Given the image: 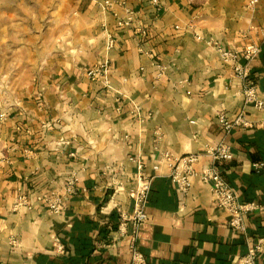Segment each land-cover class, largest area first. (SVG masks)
<instances>
[{
    "label": "crops",
    "instance_id": "crops-1",
    "mask_svg": "<svg viewBox=\"0 0 264 264\" xmlns=\"http://www.w3.org/2000/svg\"><path fill=\"white\" fill-rule=\"evenodd\" d=\"M106 2H124L136 21L118 28L123 14ZM248 4L41 0L46 20L60 17L53 45L45 31L49 45L39 55L35 46L21 53L1 43L34 39L36 30H8L21 18L6 14L9 2L0 0V264H129L131 224L125 237L118 227L132 215L137 177L149 175L164 152L215 148L223 139L220 114H243L251 128L226 137L233 160L215 167L240 203L264 208V171L252 169L264 165V114L244 106L240 82L219 57L258 45L250 76L264 100V0ZM104 60L105 81L90 82L85 71ZM210 164L201 158L195 170ZM165 173L151 185L137 244L145 264H237L259 240L256 264H264V211L247 217L244 234L234 233L209 186L193 180L183 194ZM71 178L75 194L64 198L61 214H50L46 201ZM22 197L27 207L16 206Z\"/></svg>",
    "mask_w": 264,
    "mask_h": 264
},
{
    "label": "built area",
    "instance_id": "built-area-1",
    "mask_svg": "<svg viewBox=\"0 0 264 264\" xmlns=\"http://www.w3.org/2000/svg\"><path fill=\"white\" fill-rule=\"evenodd\" d=\"M143 1L136 0L137 3ZM147 1L154 8H157L159 5V0ZM248 2V6L252 7L255 5L256 0H248ZM111 7L120 9L123 14L122 18L116 19L118 28H129L136 21L137 13L128 8L124 2L105 3L106 9H111ZM115 16L118 17L116 14ZM113 40L109 37L108 47H113ZM262 44H264V35ZM259 54L260 47L249 44L241 52H219V57L222 62L230 64L234 78L240 82L244 106L252 107L264 114V100L260 99L257 88L250 76V65ZM109 70V62L104 60L86 70L85 76L93 83L104 82ZM217 124L223 135V139L218 142L215 148H207L202 155L188 154L181 157H175L168 152H164L161 154L160 160L151 166V173L149 175L145 176L140 173L137 177L134 190L130 194V198L133 201L132 215L130 218L122 216L118 227L120 237H125L128 234L127 224H131L128 245L130 252L129 264H145L143 256L137 249V244L140 233L147 222L146 209L151 185L155 179L162 176V169L166 171L165 177L183 194L189 191L193 180H198L201 184L209 186L214 206L228 216V227L234 233L244 234L247 217L255 212L264 211V208L255 203H240L236 192L220 177L215 167L217 162L233 160L231 150L225 143L226 137L234 129H250L251 125L246 121V117L243 114H239L232 120L220 114L217 117ZM204 157L209 159L211 164L204 167L200 172H197L195 166ZM252 169L259 174L264 171V165L253 164ZM76 184V179L71 178L63 188L62 194L51 195L46 201L50 214L59 215L62 213L64 198L75 194ZM16 206L27 207V199L24 197L20 198ZM262 242V240L256 241L254 246L247 251L237 264H256ZM10 244L15 246L16 242L11 241ZM56 244L58 254L63 255L64 248L60 244Z\"/></svg>",
    "mask_w": 264,
    "mask_h": 264
},
{
    "label": "rangeland",
    "instance_id": "rangeland-1",
    "mask_svg": "<svg viewBox=\"0 0 264 264\" xmlns=\"http://www.w3.org/2000/svg\"><path fill=\"white\" fill-rule=\"evenodd\" d=\"M9 2V5L5 8L6 14H15L19 15L21 18V22H17L14 24H8V30L15 31L14 34H21L23 35L25 33L26 36H28L29 31L36 30V37L34 39H24V38H6L5 40H2L1 43L7 46V48H15L16 50H19V52L24 53L26 51H23L24 48H28L29 46H35L37 53L42 52V49L45 47H48L49 40L47 45L45 46V38L43 37V34L45 31H52L53 34V40L52 45L54 43V37L57 35L59 29V15L54 12L53 19L46 20L45 19V10L43 7H41L40 1L41 0H6ZM17 2L20 3L19 7L17 6ZM56 4V2H54ZM56 7V11H58ZM55 11V6H54ZM25 16H36L37 21L29 22L28 19H24ZM18 32V33H17ZM59 33V32H58ZM29 42H31L29 44ZM29 44V45H28ZM18 52V51H17ZM10 54L7 56V62L9 63V67L12 68V57L13 54L10 51ZM16 90L19 88H15Z\"/></svg>",
    "mask_w": 264,
    "mask_h": 264
}]
</instances>
